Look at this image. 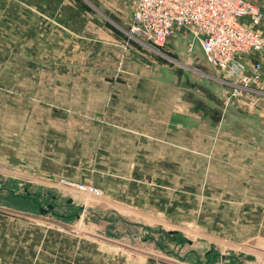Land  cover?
Here are the masks:
<instances>
[{
	"label": "crops",
	"instance_id": "obj_1",
	"mask_svg": "<svg viewBox=\"0 0 264 264\" xmlns=\"http://www.w3.org/2000/svg\"><path fill=\"white\" fill-rule=\"evenodd\" d=\"M134 1L96 0L106 15H88L72 0H0V15H32L33 75L6 82L38 83L23 94L41 103L26 112L27 126L50 132L17 146L16 172L33 195H65L103 225L192 230L195 242L240 247L245 260L264 264V93L231 96L181 29L159 49L177 64L153 58L130 32ZM256 60L249 55L247 65ZM58 177L92 183L105 197L87 204ZM6 226L0 214V260L13 253Z\"/></svg>",
	"mask_w": 264,
	"mask_h": 264
},
{
	"label": "rangeland",
	"instance_id": "obj_2",
	"mask_svg": "<svg viewBox=\"0 0 264 264\" xmlns=\"http://www.w3.org/2000/svg\"><path fill=\"white\" fill-rule=\"evenodd\" d=\"M72 4L88 15H100L96 12L100 11L96 0H72ZM134 8L135 1L133 11ZM28 14L30 10L24 15H0V214L7 219V246L9 253L13 252L11 257L0 261L5 264H256V260L247 261L239 255L243 250L240 247L235 251L217 242L214 246L206 240L193 241L189 233L192 230L185 235L169 234L159 225H153L147 232L143 226L124 224L117 219L109 220L110 225H103L88 211H73L70 204L64 202L65 195L57 192L47 195L46 191L39 196L33 195L31 183L27 181L30 179L16 172V158L22 156V148L17 146L32 144L33 140L50 132L32 131L27 126L32 117L26 112L40 108L41 103L38 96L28 99L23 94L32 92L38 83L6 82L15 77L30 79L33 75L32 67L27 66L32 54V15ZM152 51L153 58L168 62L169 67L178 62L163 50ZM199 59L207 63L201 51ZM251 92L248 95L255 98V93H264V87ZM243 95L246 93L235 98L242 100ZM244 101L243 107L252 102L250 97ZM61 179L75 184L87 182L56 179L58 184L69 186L80 194L87 204L105 197L104 191L97 198L60 182ZM5 187L18 189V193L6 191ZM48 204L53 207L48 209ZM40 208L46 210L41 212ZM16 251L17 254L22 252L21 258L16 257Z\"/></svg>",
	"mask_w": 264,
	"mask_h": 264
},
{
	"label": "built area",
	"instance_id": "obj_3",
	"mask_svg": "<svg viewBox=\"0 0 264 264\" xmlns=\"http://www.w3.org/2000/svg\"><path fill=\"white\" fill-rule=\"evenodd\" d=\"M130 32L159 52L176 30L183 29L200 46L207 63L231 85V96L263 88L264 1L135 0ZM257 54L261 60L247 65ZM88 195L102 191L92 183L75 184Z\"/></svg>",
	"mask_w": 264,
	"mask_h": 264
},
{
	"label": "water",
	"instance_id": "obj_4",
	"mask_svg": "<svg viewBox=\"0 0 264 264\" xmlns=\"http://www.w3.org/2000/svg\"><path fill=\"white\" fill-rule=\"evenodd\" d=\"M180 31H183V29H181ZM53 206L51 205V204H49L48 206H47V208L49 209V208H52ZM46 209H43V208H40V211L41 212H44Z\"/></svg>",
	"mask_w": 264,
	"mask_h": 264
},
{
	"label": "trees",
	"instance_id": "obj_5",
	"mask_svg": "<svg viewBox=\"0 0 264 264\" xmlns=\"http://www.w3.org/2000/svg\"><path fill=\"white\" fill-rule=\"evenodd\" d=\"M160 49V48H159Z\"/></svg>",
	"mask_w": 264,
	"mask_h": 264
}]
</instances>
